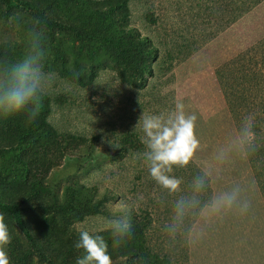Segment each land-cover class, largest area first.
Wrapping results in <instances>:
<instances>
[{"label":"rangeland","instance_id":"obj_1","mask_svg":"<svg viewBox=\"0 0 264 264\" xmlns=\"http://www.w3.org/2000/svg\"><path fill=\"white\" fill-rule=\"evenodd\" d=\"M107 1L115 0H0V41L22 40L30 22L39 19L45 67L58 74L33 120L24 112L0 115V202L8 203L0 214L12 236L6 248L10 264H76L83 255L75 247L79 229L94 230L96 218L110 216L116 200L141 195L126 244L114 248L102 233L113 264H148L145 256L156 259L152 264H222L228 253L239 260L236 250L243 249V240L264 239V199L249 160H234L211 189L214 194L241 184L251 201L248 214L229 215L196 248L168 250L160 229L176 197L160 190L134 159L143 147L134 127L142 111L159 112L182 101L186 111L197 114V131L206 144L195 163L206 160L213 146L236 130L215 70L264 38V0L221 31L230 17L220 10L222 0H116L114 5L128 8L110 13L114 27L109 31L122 36L124 51L107 44V17L101 13L100 21L94 11H106ZM67 10L74 15L60 16ZM16 14L19 26L12 20ZM128 34L142 35L147 48L155 49L140 53L125 42ZM116 50L118 58L112 54ZM24 53L23 42L14 48L0 45V57L12 62ZM106 67L118 71L121 80L109 91L91 83ZM88 109L95 118L93 134L81 129L90 119ZM42 117L55 135L45 132ZM114 137L120 147L108 142ZM17 215L45 257L33 248Z\"/></svg>","mask_w":264,"mask_h":264},{"label":"clouds","instance_id":"obj_2","mask_svg":"<svg viewBox=\"0 0 264 264\" xmlns=\"http://www.w3.org/2000/svg\"><path fill=\"white\" fill-rule=\"evenodd\" d=\"M19 26V14L12 17ZM45 31L39 19H34L23 32L22 40L9 38L0 45L14 48L17 43L25 44L23 57L15 62L0 57V115L12 116L26 113L29 120L38 115V106L55 84L58 74L45 67L47 49ZM79 78V74L77 75ZM119 72L108 67L99 69L91 83L104 87L106 91L120 84ZM86 97V88L83 90ZM81 126L93 134L90 123ZM198 116L186 111L182 101L159 112L142 111L134 130L143 146L134 159L146 170L148 177L160 190L176 199L171 202L167 220L161 226V241L168 250L179 246L196 248L205 240L209 229L220 224L231 214L245 216L251 201L244 195L245 189L234 183L212 195H207L214 182L222 180L226 167L234 160H248L259 147L256 132V115L246 114L238 128L222 142L213 146L210 156L201 162L198 170L187 181L177 175L196 162L198 153L206 148L197 131ZM108 142L114 147H120ZM91 186V185H87ZM109 188L111 184L107 185ZM143 196L136 199L123 197L113 203L108 217H97L94 230L81 227L75 243L83 250L76 264H113L108 251V241L102 234L108 233L112 246L118 248L127 243L132 232V213L139 210ZM12 239L5 217L0 214V264H10L6 251Z\"/></svg>","mask_w":264,"mask_h":264},{"label":"trees","instance_id":"obj_3","mask_svg":"<svg viewBox=\"0 0 264 264\" xmlns=\"http://www.w3.org/2000/svg\"><path fill=\"white\" fill-rule=\"evenodd\" d=\"M116 1V0H115ZM114 1V2H115ZM221 8L223 11H229L230 17L223 21L219 27V31L226 28L229 24L239 19L246 12L251 10L253 7L258 5L263 0H222ZM113 1H107L108 9L102 11L100 8H95L94 11L97 13L98 20L101 21L100 14L104 13L108 20L106 29V38L108 39L107 44L110 47L126 50L123 47L122 36L115 35L109 31V28L113 30L114 25L111 23L114 17L110 13L117 7L127 10V5H114ZM71 11H61L60 16H72ZM56 17V16H54ZM62 20V19H61ZM118 27V26H117ZM120 31H125L124 27L119 25ZM124 33V32H122ZM104 36V34H100ZM128 41L134 48H141L140 53L151 52L155 47L147 48V42L145 37L142 35H130L128 34ZM127 45V48L130 47ZM115 58L120 56L118 50L112 53ZM189 55L188 53H186ZM140 60H143L142 58ZM136 62V61H135ZM141 71L145 70L147 66L143 63L139 65ZM216 77L220 83L223 96L225 98L226 105L232 115L236 129L238 128L241 119L248 113H254L256 115V132L259 138V147L253 152L252 156L248 159L252 168L254 177L260 189V192L264 199V38L253 44L251 47L239 52L234 57L228 59L215 70ZM46 112L49 110V102L46 100L45 104ZM42 126L49 135H55L56 131L46 121L45 117L41 120ZM198 165L196 163L190 164L186 168L179 169L182 173L176 174L189 179L197 170ZM212 185L210 186L207 195H212ZM8 203L0 202V208H6ZM35 220V218H34ZM16 222L23 228V231L30 237V243L33 248L43 257L46 256L43 249H39L33 236L29 232L27 226H24V222L21 216H16ZM141 232V229H137ZM153 256L143 257V260H147L148 264L156 259H152Z\"/></svg>","mask_w":264,"mask_h":264},{"label":"crops","instance_id":"obj_4","mask_svg":"<svg viewBox=\"0 0 264 264\" xmlns=\"http://www.w3.org/2000/svg\"><path fill=\"white\" fill-rule=\"evenodd\" d=\"M243 249H237V258L231 253L224 255L222 264H264V239L243 240Z\"/></svg>","mask_w":264,"mask_h":264}]
</instances>
